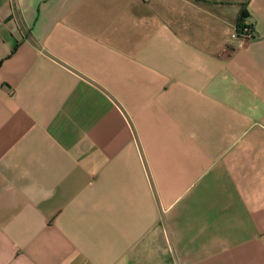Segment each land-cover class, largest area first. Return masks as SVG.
<instances>
[{"label": "crops", "instance_id": "1", "mask_svg": "<svg viewBox=\"0 0 264 264\" xmlns=\"http://www.w3.org/2000/svg\"><path fill=\"white\" fill-rule=\"evenodd\" d=\"M0 264H264V0H0Z\"/></svg>", "mask_w": 264, "mask_h": 264}, {"label": "built area", "instance_id": "2", "mask_svg": "<svg viewBox=\"0 0 264 264\" xmlns=\"http://www.w3.org/2000/svg\"><path fill=\"white\" fill-rule=\"evenodd\" d=\"M244 24L245 25L243 26V31L239 36L248 38L253 35V30H252V27L248 23L244 22Z\"/></svg>", "mask_w": 264, "mask_h": 264}, {"label": "trees", "instance_id": "3", "mask_svg": "<svg viewBox=\"0 0 264 264\" xmlns=\"http://www.w3.org/2000/svg\"><path fill=\"white\" fill-rule=\"evenodd\" d=\"M245 14L246 13L242 14L240 19L238 20L237 28H236V32H237L238 35H240L242 33V31H243V26L245 25L243 18L245 17Z\"/></svg>", "mask_w": 264, "mask_h": 264}]
</instances>
